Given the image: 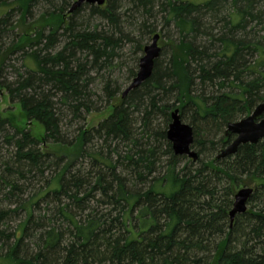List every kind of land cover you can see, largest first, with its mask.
<instances>
[{"label": "trees", "instance_id": "obj_1", "mask_svg": "<svg viewBox=\"0 0 264 264\" xmlns=\"http://www.w3.org/2000/svg\"><path fill=\"white\" fill-rule=\"evenodd\" d=\"M71 2L0 0V79L15 53L34 66L25 74L15 71L14 82L0 81V90L45 131L41 142L0 117V135L16 149L0 171V264H264V142L217 159L235 138L226 136L228 124L264 103V0H106L105 9L84 7L107 25L83 30L77 18L84 7L69 14ZM43 3L53 11L3 48L13 16L24 24ZM157 8L181 35L169 62H162L161 51L151 77L125 98L107 78L110 116L97 128H81L67 143L60 111L74 119L91 112L92 73L121 68L114 63L126 44L144 50L123 19L139 14L136 28L151 35L147 22ZM207 21L220 23L219 32ZM59 37L65 42L56 51ZM29 48L35 49L27 54ZM175 110L194 129L197 161L177 156L166 132L153 124L156 115L169 124ZM136 114L142 133L135 129ZM48 141L75 150L44 154L39 145ZM94 141L101 145L90 152ZM32 173L43 186L23 200L35 181ZM241 186L254 193L231 228L229 213ZM21 213L25 220L11 229L9 222Z\"/></svg>", "mask_w": 264, "mask_h": 264}, {"label": "rangeland", "instance_id": "obj_2", "mask_svg": "<svg viewBox=\"0 0 264 264\" xmlns=\"http://www.w3.org/2000/svg\"><path fill=\"white\" fill-rule=\"evenodd\" d=\"M4 1L11 3L13 0H4ZM75 1L77 0H72L71 4L73 5ZM188 1L194 2V3H202L207 0H188ZM56 3L61 4V0H56ZM86 6H91V5H85V7ZM85 7L83 8V12L81 13V15L77 18V22L79 24L78 26L79 30H83L88 27L93 28L94 25H102V26L107 25L106 22H101L98 19H93L92 17H90L89 9H88L89 7L87 8ZM101 8L105 9L106 5L101 6ZM128 8H129L128 4L127 5L125 4L124 10ZM48 11H53V8L44 3L38 5L32 10L31 16L27 18L24 24L21 23L19 15L15 14L13 16V19L11 20V23H12L11 27L7 29V33H4L1 38L3 48H8L17 39L18 35L24 32L28 26L37 27L38 20H40L42 15L44 13H47ZM131 13L134 14L135 16L134 19L132 18L133 15H131V17L130 15L127 17L124 16L126 18L123 19L125 22L124 28L126 32L132 33V36L136 39L135 41L140 42V44H142V47L144 48L147 45H150L152 43L153 37L156 34H158L160 36L159 47L161 48L162 53H164V56H162V62H164L166 65L169 62V59L171 57L172 44H175V42L177 43L180 39L181 35H180L179 30L176 28L174 23L172 22L167 23L166 19L164 18L165 13H161L159 8H157L155 12L156 17L149 19L147 22L148 25L150 26L149 28H152V30L154 31L151 35H148L146 34L147 31L143 32L141 29H139V27L136 28L134 24L136 21H137V26L140 24L141 16L133 12ZM2 14L3 12H0V15ZM65 14H68V11H66ZM68 21H69V18L67 22ZM207 22L210 25V22L209 21ZM219 24L218 23L213 24L216 28V29L214 28L215 33L219 32V28H220ZM19 25H20V28H18ZM213 25L211 27H213ZM12 26L16 27V31L12 32V29H13ZM46 30H47L46 35H48L49 29L47 28ZM58 40L59 42L57 43V46L54 49L56 51L59 50L64 45L63 42H65V39L63 40V38L61 37H59ZM135 47H136L135 44H126V46L123 49V52L121 53V56H120L121 58L118 59L114 63L115 66L116 65L118 66L117 62L121 63L122 64L121 68L117 67L115 70L112 69L110 71L100 72L98 76L96 75V77H95V74H96L95 71L92 73L93 74L92 76L95 78V80L91 83L89 87V90L91 92L90 102L92 106L90 113H83V115L81 116L82 119H74V117L71 115L69 111H67V109H64L62 113L60 111V116L62 117L60 128L65 138V141L67 143H71L75 141V138L78 136V132L81 128L87 129V131L97 128L101 122H103L105 119H107L110 116L111 110L107 109V106L110 103V101L108 100L106 94L104 93V87H105L104 81L107 78L115 81L117 86L120 87V94L124 93V91L131 85L133 81L132 78L131 79L129 78L130 69L133 67H137L136 71H138L140 59L144 56V50L136 51ZM34 49L29 48V49H26L25 52L27 54H30ZM25 64H26V67H25ZM30 67H34V66L32 65V60L29 59L28 56L24 57V53L22 52L15 53L10 56V60H7L5 67H4V72H3L4 75L0 79V81L2 83L3 82H7V83L14 82L16 78L15 71L16 72L19 71L22 74H25L26 68L28 69ZM194 91H195L194 92L195 95H198V96L200 95L199 88L197 87L194 88ZM175 98L176 97L174 95L171 96L170 98L171 100L169 99L170 104H174ZM0 117L2 119L10 121V123L13 126L18 127L19 129L26 128V129L31 130L32 135L42 142V138L45 135L44 128L35 121L30 122L27 120V114L22 109V106L19 103H17V100L12 101L8 91L5 88L0 90ZM134 118H135V123H136L135 125L136 131H138V133H142V130H140V127H141L140 114H136ZM152 121H153V124L159 128L158 130L162 129L165 132H167L169 128V124L171 123L170 122L169 124L166 125L164 119L157 115L152 117ZM184 122L186 124H189L187 120H184ZM100 145L101 143H99L98 141H94L93 144L89 145V147L87 146V148L88 149L92 148L89 150L90 152H96ZM39 149L44 154H47L50 152L52 153L57 152L58 154H60V152H66V151L72 152L75 150L74 147L72 148L62 147L61 145L52 144L50 141H48V143L46 144L39 145ZM164 149L166 150V146L164 147ZM193 149L196 152H198L197 147L194 146ZM15 152H16L15 147L7 144L4 136L0 135V171L4 170L3 168L4 164H6L7 162L13 159ZM161 160H162L161 161L162 163L164 162V164H162L164 168V165L166 166L165 163L168 160V156L165 154V156H162ZM80 162H82V160H80ZM186 162L187 160H185V162H183L182 165L183 166L186 165L185 164ZM36 176H37L36 173L34 174L32 173V175L30 176L31 178L33 177L35 181L32 183L31 187H29L30 189L23 195L22 197L23 200H27L28 198H30L32 195L36 193L39 187L43 186V180L40 179V177H36ZM45 176L47 178H50L51 171H47ZM243 188L244 186H241L240 188H238L236 193L240 189H243ZM3 208L8 209L9 207L3 206ZM25 217L26 215L24 213H21L18 217H16V219H13L12 221H10L9 222L10 228L13 230L17 229L20 226V224L25 220Z\"/></svg>", "mask_w": 264, "mask_h": 264}, {"label": "water", "instance_id": "obj_3", "mask_svg": "<svg viewBox=\"0 0 264 264\" xmlns=\"http://www.w3.org/2000/svg\"><path fill=\"white\" fill-rule=\"evenodd\" d=\"M106 0H77L69 10V14L83 7L84 5L104 6ZM160 36L156 34L150 45L144 48V56L140 59L139 70L131 85L124 91L125 98L132 90L138 89L153 73L155 61L159 58L161 48L159 47ZM172 121L166 132L167 140L171 143L174 153L177 156H187L193 161L198 160V154L193 149L194 129L183 122L180 111L175 110ZM226 136H234V140L225 149L221 150L217 159H224L237 153L240 146L264 142V103L258 105L253 113L237 122L229 123L226 129ZM252 188L240 189L234 199L232 210L229 213L231 228L238 215L248 211V203L253 195Z\"/></svg>", "mask_w": 264, "mask_h": 264}, {"label": "bare ground", "instance_id": "obj_4", "mask_svg": "<svg viewBox=\"0 0 264 264\" xmlns=\"http://www.w3.org/2000/svg\"><path fill=\"white\" fill-rule=\"evenodd\" d=\"M231 225V224H230Z\"/></svg>", "mask_w": 264, "mask_h": 264}]
</instances>
